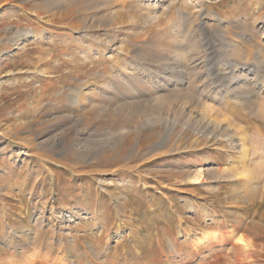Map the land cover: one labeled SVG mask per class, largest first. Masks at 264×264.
Wrapping results in <instances>:
<instances>
[{"label":"rangeland","instance_id":"1","mask_svg":"<svg viewBox=\"0 0 264 264\" xmlns=\"http://www.w3.org/2000/svg\"><path fill=\"white\" fill-rule=\"evenodd\" d=\"M263 59L264 0H0V264H264Z\"/></svg>","mask_w":264,"mask_h":264},{"label":"bare ground","instance_id":"2","mask_svg":"<svg viewBox=\"0 0 264 264\" xmlns=\"http://www.w3.org/2000/svg\"><path fill=\"white\" fill-rule=\"evenodd\" d=\"M209 16H212L214 14H210L208 13ZM215 16V15H214ZM223 61V60H222ZM223 62H226L225 65H229L228 68L227 67H224V69H222V66L220 67L219 71H217L218 73H216V79H215V82L218 83V85H216V87L220 90L221 92V96L224 97L227 96L229 94V92L231 90H233V79H235L237 76H238V72L236 71L237 67H240V66H244L245 64H238V63H232L231 61H228L227 59ZM262 64H263V67H264V59L263 61H261ZM179 64L181 66H183V68L187 69L189 68V66H187V64L185 62H183L182 60L179 61ZM221 65V64H220ZM224 65V64H223ZM191 68V67H190ZM225 70V71H224ZM249 70V69H248ZM252 70V69H251ZM250 71V70H249ZM248 71V72H249ZM174 73V70L172 71ZM172 73V76L174 75ZM252 74H254V79L253 81H256V82H260V84H262L261 86H264V71H258L257 68H255L254 70H252ZM171 75V74H170ZM116 76V75H115ZM175 76V75H174ZM227 79L230 81L227 83ZM232 81V82H231ZM155 84V83H154ZM110 86V85H109ZM71 92V91H70ZM81 90L79 89H74L70 95H69V98L71 100H73L74 103L78 104L80 101H81V94H80ZM235 99H238L235 97ZM174 126L171 125V128H173ZM123 133V132H121ZM120 133V134H121ZM116 134V133H115ZM117 135V134H116ZM26 140V139H25ZM25 140H22L21 141V144L22 146L26 147L28 146L26 141ZM200 178H201V171H198L196 173H194L193 176H191L190 178V181L194 184L196 183H199L200 182ZM231 233V232H230ZM225 234V233H224ZM223 232L215 229V230H210L208 232H203L202 235L200 236V238L198 239L199 242H204V241H211V240H214V239H218V237H221L222 235H224ZM251 238V237H250ZM237 241H239L242 245V247H249V245L251 246L247 236L246 238L245 237H239L237 239ZM252 243V242H251ZM175 246V245H174Z\"/></svg>","mask_w":264,"mask_h":264}]
</instances>
